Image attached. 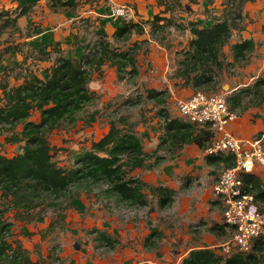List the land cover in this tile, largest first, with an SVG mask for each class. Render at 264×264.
Returning a JSON list of instances; mask_svg holds the SVG:
<instances>
[{"label": "rangeland", "instance_id": "374dc122", "mask_svg": "<svg viewBox=\"0 0 264 264\" xmlns=\"http://www.w3.org/2000/svg\"><path fill=\"white\" fill-rule=\"evenodd\" d=\"M90 1V11L99 10L103 17L88 13L78 19L64 21V18H71L72 15L60 14V10H49L48 13L39 4L30 16L20 20L14 29L6 31L0 37V86L12 87L31 76H40L56 55L53 48L61 50L60 54L65 58L79 59L95 49L101 37L99 35H102L111 48L125 50L135 36H130L129 41L124 37L115 39L109 33L110 26L107 24L113 19L121 20L122 23L132 19L110 16V5L114 0H101L99 3V0ZM13 2L14 0H0V10L10 9ZM212 2L213 0L184 1L181 6L190 10L176 9L170 3L174 7L173 22L183 26L192 21L201 27L208 26L204 20L211 19L212 10L215 9V4L211 6ZM261 3L264 5V0ZM83 9L87 7L80 6L77 11ZM261 11L264 12V6ZM237 30L232 31L233 38L229 42H237ZM147 39L160 48H166L172 69L166 72L164 78L158 77L159 81L156 79L155 83L152 82L154 87L149 78L141 76L142 69L146 73L153 68L149 60L150 43ZM184 41L185 33L180 28L169 27L156 31L151 30L149 24H144L143 34L135 41L138 46L139 74L136 77L124 74V81L119 82L112 67L101 70L99 74L94 72L88 83V89L95 97L94 101L78 113L74 124L62 123L48 137L52 161L59 167H71L74 162L71 154L89 150L92 142L105 135L109 122L131 129L148 157L144 166L132 170L129 177L143 183L142 190L147 196V205L131 207L122 203L106 192L105 183H99L82 189L72 188L66 198L58 201L59 206L53 207L52 202H45L30 211L29 218L25 214L19 217V211H5L3 219L11 224L9 241L19 242L32 264H58L55 259H60L62 264H182L178 261L181 254L197 246L210 247L212 251H218L222 258H227V255L219 252L218 247L228 242L231 236L229 229L224 228L222 234L216 235L207 230L210 225H223L222 203L213 194L212 186L227 168L222 163L208 164L204 148L199 149L194 144L184 146L174 153H169L164 144L163 115H167L169 119L179 118L172 99L173 95L183 96L175 93H181L185 89L180 82H174L173 77L179 62L177 58L181 59L183 51L174 53V50L182 47ZM44 45V55L50 54L45 59L37 54V50ZM14 46L19 47L20 51L4 52L5 48ZM228 48L229 43L222 48L223 68L215 80V90L197 92L223 95L225 99L235 93H230L231 89L238 79L245 77L243 67L247 63L230 65L227 62L231 55ZM150 89L166 91L164 102L159 104L149 100L146 93ZM4 101V95L0 91V105ZM242 114H246L251 123L260 121L264 125L263 106L249 107L243 113L234 111L236 119ZM37 115L34 113L31 120L36 121ZM202 128L210 131L208 127ZM18 132L19 128L11 132L0 131L1 155L11 157L18 152L21 144L6 141L13 133ZM262 134L261 148L264 151V132L259 131L255 136ZM250 173H256L258 176H255L264 183V166H256ZM156 187L171 191L170 204L159 206L154 192ZM67 196L75 200L70 202ZM61 200L63 201L60 203ZM258 206L264 212V205ZM39 218L42 220L38 221ZM26 219L31 221L27 222ZM95 231L113 239V247L109 248L102 241H96ZM151 241L154 245L150 247L148 244ZM260 264H264V256Z\"/></svg>", "mask_w": 264, "mask_h": 264}, {"label": "trees", "instance_id": "16d2710c", "mask_svg": "<svg viewBox=\"0 0 264 264\" xmlns=\"http://www.w3.org/2000/svg\"><path fill=\"white\" fill-rule=\"evenodd\" d=\"M41 1L45 2L51 12L73 11L79 2L14 0L13 9L0 10V37L6 31L14 29L18 19L31 13ZM253 1L255 0H223L220 15L213 16L210 25L200 27L196 22L188 23L192 38L188 41L187 48L181 51V60L173 75L182 87L195 93L215 90V80L223 68L222 48L229 43L232 31L240 28L244 4ZM144 24H149L150 29L156 31L169 27L182 29L171 18L156 15L150 22L125 23L116 29L113 37L128 40L132 34L140 36L143 34ZM99 36L101 37L95 49L79 59L65 58L60 54L61 50L53 48L56 55L41 77L32 76L17 86H0L5 98L0 105V131L11 132L19 128V132L13 133L6 141L21 144L18 152L11 157L0 154V264H32L20 243L9 241L11 224L3 219L5 211H19V217L25 214L29 218V212L45 202H52L53 207L59 206L58 201L66 198L70 189H82L99 183H105L106 192L122 203L131 207L147 205V196L142 190L143 183L139 179L130 178L129 173L142 168L148 155L143 152L139 138L125 126L109 122L107 133L98 141L92 142L89 150L71 154L74 159L71 167H59L52 161L48 137L60 124H74L78 113L94 101L95 97L88 89L92 74H99L101 67L108 65L115 68L118 81L123 80L124 74L131 77L137 75V43H132L125 50H116L111 48L102 35ZM10 50L20 51L19 47L14 46L5 48L4 52ZM45 50V45L37 50L40 58L50 57V54L44 55ZM230 50L233 55L230 65L247 63L254 44L251 40H243L232 44ZM166 93L150 89L146 94L149 100L160 104L164 102ZM225 103L231 113L235 110L243 113L249 107L261 106L264 103V75L253 84L226 97ZM34 113L38 114L36 121L31 120ZM119 121L123 123L121 119ZM163 130L164 144L169 153L191 144L202 148L212 137L208 129H196L180 118L169 119L167 115H163ZM205 158L208 164L222 163L226 168L234 166L229 155L218 154ZM239 177L243 191L252 196L257 206L264 205V183L252 173H243ZM154 192L160 207L171 203L170 190L156 187ZM67 198L70 202L75 200L73 197ZM229 229L232 233V229ZM94 233L96 241L100 240L107 247H113L114 241L109 236L98 231ZM153 245L152 241L148 244L150 247ZM250 249L247 253H233L227 258H222L210 249L192 250L182 260V264H260L264 256V238L255 240ZM55 261L62 264L60 259Z\"/></svg>", "mask_w": 264, "mask_h": 264}, {"label": "built area", "instance_id": "2783aa9c", "mask_svg": "<svg viewBox=\"0 0 264 264\" xmlns=\"http://www.w3.org/2000/svg\"><path fill=\"white\" fill-rule=\"evenodd\" d=\"M127 12L126 6L110 5L112 17L125 18ZM172 101L182 121L210 129L212 137L204 147L205 156L232 157L234 166L221 172L212 186L213 194L222 203V223L232 229L228 242L219 248L221 254L227 256L248 252L255 240L264 238V212L252 196L243 191L239 175L250 173L256 166H264L263 134L240 140L228 132L226 127L236 116L229 112L223 95L197 92L188 98L173 97Z\"/></svg>", "mask_w": 264, "mask_h": 264}, {"label": "crops", "instance_id": "0c3cea01", "mask_svg": "<svg viewBox=\"0 0 264 264\" xmlns=\"http://www.w3.org/2000/svg\"><path fill=\"white\" fill-rule=\"evenodd\" d=\"M100 1L101 0H99L97 3H99ZM109 1H113V0H109ZM184 1L186 2V0H168V1H166L167 2L166 3L163 0H114L113 3H115L116 5H119V6H126L127 7L128 12H127V15L125 18L132 19L129 22L144 23V22H150L153 19V17L156 15L161 16V17H165V18H171L173 20V17H172L173 12L172 11L174 10V7H176V9L179 8V9L183 10V8L184 9L186 8L187 10H190L186 6H184V7L181 6L184 3ZM198 1H200V0H198ZM222 1L223 0H213L211 6L213 4H215V6H214L215 9L212 10L211 19L210 20L209 19L204 20V22L206 23L205 25H210V23L212 22L213 16H219L220 15L221 10H222V6H221ZM89 2H91V1L90 0H79L78 5L76 6V8L73 11L61 10L62 12L60 14L66 13V15L67 14L72 15L71 18L66 19L67 18L66 17L63 20L64 21H66V20L71 21V20L80 18L82 15L86 16V14H88V13H92L94 15H100L99 10L90 11L91 8L88 7ZM170 3L173 4L174 7H173V5L171 6ZM39 4L44 6V8L46 9V11L48 13L50 12L49 9L46 7L44 1H41ZM83 5L86 6L87 9H83V11H81V10L77 11L78 8H80V6H83ZM14 6H15V4L10 9H13ZM262 6H264V5H262L261 0H255L253 2L245 3L243 8H242L243 21H242V27L237 30L238 31L237 42H241L243 40H251L254 44V50H253L252 54L250 55L247 64H245V66L243 67L245 77L242 80L238 79L236 81V83L233 84V85H235L234 87L231 86L232 89H231L230 93L236 92L238 89H240L242 87H246V86L253 84L256 79H258L259 77H262L264 75V12L261 11ZM10 9H8V10H10ZM218 9H220V11H218ZM28 16H30V13L26 16L19 18L17 23H19L20 20H22ZM101 17H103V16H101ZM194 21H196V20H194ZM189 22H192V21H189ZM189 22H187L186 25H183V26L177 24V25L182 27V30L185 33V41H184V45L182 47L174 50V53L179 52L181 50H185L187 48L186 46L188 44V41L192 38V35L190 34L188 26H187ZM124 24L125 23H122L121 20H118V21H114V19L110 20V22L107 25L110 26L109 27V33L111 34V36L114 34V32L116 31L117 28L123 26ZM173 28H175V27H173ZM131 36H135V37L132 41L126 40V41L130 42L127 45V47H130L132 45V43H135V41H137V37H139L136 34H132ZM231 38H233V35L231 36ZM147 41L150 43L149 44V48H150L149 60H150L151 64H153V68H151V70H147L146 73H144V69H142L141 76L142 77L146 76L147 78H149L150 79L149 82H151V84H152V82L155 83V80L158 77L164 78L166 76V72H168V71L170 72L172 69H171V66H169L170 61H169L168 51L166 50V48L165 47L160 48L154 42H151L148 39H147ZM237 42H236V40L229 42L228 50H230V46L232 44L237 43ZM156 47H158V49H156ZM230 52H231V50H230ZM173 55L174 54H172V58H173V60H175ZM232 56L233 55L231 52V55H230L229 60L227 62H229V63L232 62ZM180 60L177 58V62ZM51 64H52V61H51V63L49 62L48 67ZM109 68H111V67H109L108 65H104L101 67V70H105V69H109ZM112 68H113L114 74H115V68L114 67H112ZM136 68H137V75H138L139 74L138 56H136ZM43 71H44V69H43ZM41 75L42 74H40V76H38V77H41ZM115 76H116V74H115ZM159 80L160 79H157V81H159ZM23 81L24 80H22L19 84H21ZM121 81H124V80H121ZM121 81H119V82H121ZM174 82H179V81L177 79H175ZM19 84H17V85H19ZM17 85H15V86H17ZM152 86L154 87L153 84H152ZM0 91H1V89H0ZM175 94H179V95H183V96L173 95V97L188 98L189 96H191L194 93L192 92L191 89L185 88L181 91V93L176 92ZM262 106L264 107V103L261 106L255 107V108H260ZM242 115L243 116L238 117V119L231 121L226 127L228 132H230L235 138L240 139V140H248V139L253 138L257 134V132H259V131L264 132V125H262L260 123V121H255L254 123H251L250 121H248V116L246 114H242ZM106 133H107V131H106ZM187 146H189V145H187ZM193 146H195V145H193ZM195 147H197V146H195ZM204 147H202V150ZM197 148H199V147H197ZM199 149H201V148H199ZM260 169H263V167H260ZM254 175L258 176L256 173H254ZM221 218H222V215H221ZM224 228H228V227H226L225 225L214 224V225H210L207 228V230L212 232V233H215V235H216L217 233L222 234ZM229 231H230V229H229ZM197 249H210V247L197 246V247L190 248L186 253L181 254V256L178 258V261L182 262V260L188 255V253L190 251L197 250ZM214 252L216 254H218L217 253L218 251H214Z\"/></svg>", "mask_w": 264, "mask_h": 264}]
</instances>
